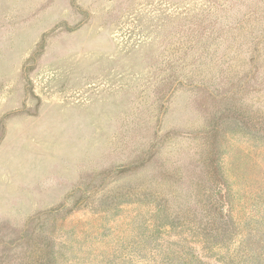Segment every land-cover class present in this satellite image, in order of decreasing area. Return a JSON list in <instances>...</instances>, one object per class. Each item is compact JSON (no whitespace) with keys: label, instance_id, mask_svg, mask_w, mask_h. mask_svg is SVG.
I'll return each mask as SVG.
<instances>
[{"label":"rangeland","instance_id":"obj_1","mask_svg":"<svg viewBox=\"0 0 264 264\" xmlns=\"http://www.w3.org/2000/svg\"><path fill=\"white\" fill-rule=\"evenodd\" d=\"M257 252L264 0H0V264Z\"/></svg>","mask_w":264,"mask_h":264},{"label":"trees","instance_id":"obj_2","mask_svg":"<svg viewBox=\"0 0 264 264\" xmlns=\"http://www.w3.org/2000/svg\"><path fill=\"white\" fill-rule=\"evenodd\" d=\"M249 14L250 15L253 14L254 16L256 14V11L252 10ZM214 24L215 22L206 21L204 17L200 19H194V20L191 17L189 20L180 24V26L176 28V31H177V35H206V34L208 35V30L210 31L211 34L214 32V29H213ZM181 60L182 62H184L185 59L183 58ZM212 228H214L213 230L216 231L214 226ZM214 231H212L211 233L215 234ZM245 250H249V249L245 247ZM251 252H252V249H251ZM262 255L263 254H260L259 252H257V255H256L257 258L253 260L250 264H263L262 262H264V260L261 259Z\"/></svg>","mask_w":264,"mask_h":264}]
</instances>
